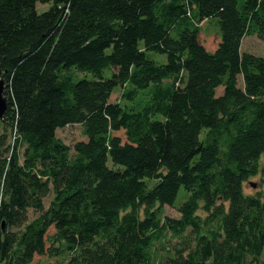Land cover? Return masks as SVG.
Masks as SVG:
<instances>
[{
    "label": "trees",
    "instance_id": "16d2710c",
    "mask_svg": "<svg viewBox=\"0 0 264 264\" xmlns=\"http://www.w3.org/2000/svg\"><path fill=\"white\" fill-rule=\"evenodd\" d=\"M245 35L264 41V0H0V264H264V187L243 191L264 179V53Z\"/></svg>",
    "mask_w": 264,
    "mask_h": 264
},
{
    "label": "rangeland",
    "instance_id": "374dc122",
    "mask_svg": "<svg viewBox=\"0 0 264 264\" xmlns=\"http://www.w3.org/2000/svg\"><path fill=\"white\" fill-rule=\"evenodd\" d=\"M36 10L38 12H42L46 10L49 7L48 3H40L36 2L35 4ZM200 39L204 43L205 47L209 50L213 49L218 41L219 38V27L216 22L215 18H210L208 20H205L200 24ZM241 51L247 52L253 55L260 56L264 53V41L260 40L259 38L256 37V35H245L242 38L241 41ZM147 56L154 60L156 63H164L165 62V55L159 54L153 51H147ZM106 76H109V71H106ZM85 76L86 78H90V74H81L80 77ZM242 85V77L241 75L238 76L237 79V86ZM222 92V88L218 87L216 89V95H219ZM140 95V94H139ZM121 96V89L119 87H116L114 89V92L110 96V101L112 102H117L120 100ZM137 98L135 97L134 100L132 101H123L120 100V103H122V106L124 105H129V108H132V106L136 109L140 108V106L144 105V101H146V96L145 99H143V102L141 104H136ZM133 108V109H134ZM55 135L57 138H59L64 144L68 145L71 148L72 152V146L74 143L77 141H85L86 137L82 133V127L79 124H71V125H66L62 128H59L55 131ZM21 152V150H20ZM110 161L108 162V164ZM147 185L148 187H152L154 184V181L152 180H147ZM264 187V179L260 174H257L255 176L249 177L244 183H243V191L246 194H254L258 191H261ZM184 194L183 188H180L179 193L175 199L174 206H167L165 205L163 207V215L173 217V218H178L179 217V212L177 211V206L181 204L183 201L182 196ZM52 195L49 194L46 198H44V208L46 209L50 200H51ZM39 212L32 211L29 209L27 211L28 215V221L37 216ZM199 214H201V211H199ZM53 232V229L50 228L48 235H50ZM169 233L166 234L164 238H168ZM170 238V237H169ZM176 239L173 238L172 242L175 243ZM165 248L171 249L172 244L167 241L164 244ZM161 252L160 254H165L163 251L164 249H160ZM68 260V254H63L62 256L55 257V256H47L45 255H35L33 261L31 264H66ZM261 260L264 261V252L261 257ZM160 264V263H158Z\"/></svg>",
    "mask_w": 264,
    "mask_h": 264
},
{
    "label": "water",
    "instance_id": "95a60500",
    "mask_svg": "<svg viewBox=\"0 0 264 264\" xmlns=\"http://www.w3.org/2000/svg\"><path fill=\"white\" fill-rule=\"evenodd\" d=\"M7 108V100L4 95L3 80H0V118L3 116Z\"/></svg>",
    "mask_w": 264,
    "mask_h": 264
}]
</instances>
